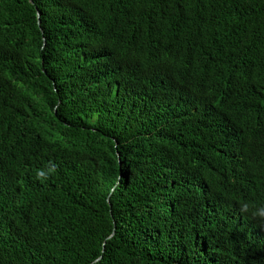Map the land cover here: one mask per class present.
Here are the masks:
<instances>
[{
	"label": "trees",
	"instance_id": "16d2710c",
	"mask_svg": "<svg viewBox=\"0 0 264 264\" xmlns=\"http://www.w3.org/2000/svg\"><path fill=\"white\" fill-rule=\"evenodd\" d=\"M31 1L0 0V264H264V0Z\"/></svg>",
	"mask_w": 264,
	"mask_h": 264
},
{
	"label": "clouds",
	"instance_id": "9594fccd",
	"mask_svg": "<svg viewBox=\"0 0 264 264\" xmlns=\"http://www.w3.org/2000/svg\"><path fill=\"white\" fill-rule=\"evenodd\" d=\"M48 171L54 173L56 171V168L52 167ZM47 178L48 176L43 170H37V179L46 180ZM254 214L264 216V209H260Z\"/></svg>",
	"mask_w": 264,
	"mask_h": 264
},
{
	"label": "water",
	"instance_id": "95a60500",
	"mask_svg": "<svg viewBox=\"0 0 264 264\" xmlns=\"http://www.w3.org/2000/svg\"><path fill=\"white\" fill-rule=\"evenodd\" d=\"M30 2H32V1L30 0ZM37 18H38V23H39V11H37ZM107 200H108V198H107Z\"/></svg>",
	"mask_w": 264,
	"mask_h": 264
}]
</instances>
